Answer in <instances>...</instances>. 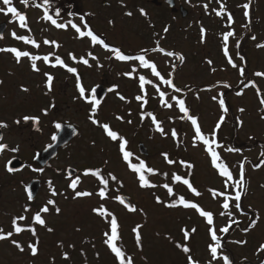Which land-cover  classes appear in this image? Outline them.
<instances>
[{"label": "rangeland", "instance_id": "374dc122", "mask_svg": "<svg viewBox=\"0 0 264 264\" xmlns=\"http://www.w3.org/2000/svg\"><path fill=\"white\" fill-rule=\"evenodd\" d=\"M104 1L107 2L108 8L102 5ZM165 1L134 0L137 5L131 17L125 15L133 8H130V0L77 1L72 8L74 11L70 10L73 12L69 13V17L65 16L62 21L57 22L66 27L57 28L51 22L41 25V56L50 55L51 60L48 64L41 61L37 65L40 71L36 76H33L34 73L29 69L28 61L17 67L8 66L6 69L10 70V73L20 75L32 74L29 80L12 82L11 90H16L17 96L10 100H13L15 105L19 104L21 112L16 116L11 114L9 116L39 117L40 129L35 131L31 120L27 125L18 128L14 125V119H10L8 146L9 149L18 146L19 151L9 150L0 156V227L5 232L11 231L13 218L20 215L27 216L26 220L20 221V226H29L34 213L46 205L47 201L42 197H39L36 203L29 202L25 186L34 179L50 181L51 171H39L38 167L33 168L38 169L37 171H33L29 166L21 172L8 173L6 164L15 157L27 165L33 164L36 154L50 144L55 135L56 123L74 126L80 135L69 145L68 151L59 154L53 162V169L69 167L79 171L83 179L77 190L89 191L93 195L74 198V193L69 188L71 181L59 178L55 180L54 186L61 190L57 203L61 211L56 214L55 208L50 207L49 213L42 214L47 226L54 231L48 232L45 228L36 226L39 255L32 257L29 254L27 245L34 242L35 238L26 231L12 237L24 245V253L15 249L10 241L0 243V264H53V261L54 264H117L104 243V232L109 230V225L105 219L92 211L101 204L117 216L121 235L118 246L133 257L134 264H187L185 254L175 247L176 243H186L199 264H209L211 260L209 245L213 243L210 227H214L221 238L224 236L221 243L225 237L228 238L226 246L233 261L230 254L225 255L229 256L233 264H264V260L263 262L260 260L262 255L259 251L260 246L264 245V166H257L260 165L258 162L262 158L261 153L264 152V105L260 103L261 98H264V77L255 75L256 72H264V48L255 49L256 47L250 43L245 45L243 53L246 54L248 69L244 79L241 78L238 69L228 64L223 52L225 47L223 35L234 30L235 36L230 37L227 44L229 55L235 63L243 64L239 56L237 57L235 43L241 35L245 37L252 32L253 26L246 29L244 27L246 17L242 5L248 1L231 0L229 10L234 14V25L229 27L226 21L213 18V23L205 26L207 34L204 36V42H201L196 20L198 13L204 15L201 8L204 1L180 0L188 11L194 10L192 6L199 10L194 13L195 19L192 23L182 22L174 17ZM252 3L254 7L251 12L252 20L258 21L254 29L261 32L257 43H264V0H252ZM140 9H144L147 15H141ZM83 15L86 16L83 17L86 22L82 18ZM148 16H151V19H148ZM72 24H76L81 30H86L84 25L89 24L95 33L108 39L107 44L120 47L127 54H139L143 48L152 49L156 46L157 40L165 51L182 54L185 59L179 65L178 71L174 69L175 63L181 61L176 56L168 57L152 51L146 56L163 72L162 76L165 79L171 78L174 81L176 87L181 89L180 93L163 85L149 69L140 67L138 71H133L137 66L136 62L122 64L111 60L109 55L111 52L101 45H93L90 40H80ZM165 28H168L166 33ZM44 40L53 43L44 44ZM55 44H59V48H56ZM70 54H74L77 60L88 59L91 67L85 69L84 66L74 65ZM56 56L61 57L69 67H75L77 74L69 73L59 66L51 67L50 64L55 63ZM92 56L97 59L93 60ZM209 60L212 61L211 65L207 62ZM5 61L6 58L2 56L0 71L7 64ZM110 63L113 67L109 66ZM44 73L54 76L51 92L46 88ZM125 73H134L135 78H128ZM250 74L256 88L248 86L242 93L239 89ZM77 75L81 76L80 83L85 87L89 98L91 90L97 85L111 88L108 97L94 114L92 105L77 98ZM140 75L149 78L159 86L160 91L166 93V99L172 103V108L165 107L156 88L149 85L147 90L151 98L147 99V104L142 107V102L135 99L136 96L142 95L138 80ZM20 83L24 84L22 88L26 87L29 91L23 92L19 87ZM224 84L233 87L232 92L226 90ZM238 92L242 94L237 95ZM121 95L125 97L124 100L119 98ZM173 97L185 100L189 114L198 118L202 131L207 136H211L220 118L224 117V122L215 137L222 147L214 148L222 161L228 164L234 180L239 178L242 163L246 168L244 174L246 194L240 201V210L235 208L234 200L228 201L230 207L225 210L222 208L224 196L213 197L210 190L232 196L235 189L232 182L220 176L212 165L206 146L200 141H196V146H193L194 126L184 118ZM221 98L228 107L227 113L219 104ZM11 108L12 105L9 109L13 111ZM241 108L244 109L243 112L240 111ZM44 110H47L48 115L43 114ZM147 113H152L161 122L164 134L157 131ZM142 116L147 118L142 119ZM92 119L98 120L100 124H109L114 131L129 141L128 150L133 153V163L138 164L143 160L156 170L155 175L146 173L150 183L157 185L155 188L145 189L139 186L138 175L133 173L127 162L122 159L119 142L107 137L99 124L92 123ZM233 123H236L238 129L233 127ZM173 129L177 132V137L171 135ZM140 144L147 149V156L139 153ZM230 145L235 149L239 148L238 151H227ZM165 153L177 163L169 165L164 159ZM180 161L191 163L194 167L188 169L179 163ZM88 169L101 170L106 178L108 173H112L123 186L109 178L108 198L101 199L96 193L103 185L99 183L98 178L83 175ZM174 174L189 179L193 187L201 192V196H195L186 185L177 184L173 179ZM164 184L172 187L176 195L170 197L163 187ZM42 191L46 193L47 190ZM181 195L190 202L198 203L203 210L211 211L214 214L213 225H208L205 218L195 209L183 207L170 209L164 204L156 203L155 199L159 196L168 203ZM120 196L129 198L137 211L129 212L119 203L117 197ZM25 206L30 208L27 213L24 212ZM228 212L232 215L229 216ZM257 216L259 219H256ZM233 219L238 221L233 224L237 225L238 230L235 229L232 236L221 233L219 230ZM253 221L255 227H251ZM137 226H143L142 250L135 242L133 229ZM193 227L197 231L185 241L181 230L185 228L190 230ZM236 241L247 243L239 244ZM65 252L70 257L68 260L63 258ZM212 264H223V260H214Z\"/></svg>", "mask_w": 264, "mask_h": 264}, {"label": "snow or ice", "instance_id": "6c2138e0", "mask_svg": "<svg viewBox=\"0 0 264 264\" xmlns=\"http://www.w3.org/2000/svg\"><path fill=\"white\" fill-rule=\"evenodd\" d=\"M22 3L24 4H28L29 0H21ZM3 5L6 6V8L0 7V13H4L5 15L11 14L12 17H15L18 19L19 21V26L24 28L26 27V17L25 15L21 14L16 7L12 6L13 4V0H2ZM251 5H252V0H248L247 3H244L242 5V7L244 8V16L246 17V23L244 25L245 28L250 27L251 22H252V17H251ZM204 8L207 10L208 5L205 4ZM141 15H147L146 11L144 9H140L139 10ZM216 16L218 17H223V16H227V20L229 22V27H231V25L235 22L233 19V15L230 12L226 11V7L225 4L223 3V0H221L220 3V7L219 10H214ZM57 15H59V13H57ZM125 15L131 17L133 15V13L131 11L126 12ZM46 19L50 20L51 23L53 25H55L57 28H63L66 27L63 24L57 23V21L55 19H53L51 16H46ZM111 23V22H110ZM72 28L75 29V31L78 33L80 38H89L91 43L93 45H102L106 50L110 51L111 53L115 54V59L118 61H133V62H139L138 66L142 67L144 69H149L151 74L155 77L159 78V81L163 84V85H167L169 87L172 88V90L174 92H180L181 89H179L178 87H176V85L173 83V80L171 78L169 79H165L164 76L161 75V73L157 70V65L154 62H150L149 59L146 58L147 54L152 51V52H158V53H163V55L168 56V57H172V56H176L177 59L181 62L184 61L185 57L182 54H177L175 52L172 51H165L164 48L160 47V41L157 40L155 42V47L152 49H148V48H143L141 49L139 54H125L120 48L118 47H109V45L107 43H105V40L102 39L100 36H98L97 34L94 33V31L88 27L87 24L84 25V28L86 30H81L80 27H78L76 24H72L71 25ZM168 31V28L164 29V32L166 33ZM206 34V30L202 27L201 28V42H204V36ZM13 38L17 39V40H21L23 41L25 44H30L32 45V47L39 49L40 48V44L37 43V41L34 38H30L28 36H18L16 34V32L12 33ZM235 36V32L234 30H230L227 31L224 35H223V42L225 47L223 48V52L224 55L227 57V62L229 65H231V67L233 68H238L239 74L241 77H244L245 75V69L243 67H238V65L233 61V58L231 55H229V50L227 47L228 41L230 37H234ZM252 40H256V36L253 35L251 37ZM44 44H50L53 42H50L48 40H44L43 41ZM56 48H59V44H55ZM237 48L240 47L239 43H237L236 45ZM258 48H264V43L261 44H257ZM0 52H8V53H12L14 55V58L16 60L17 63H20L22 61L23 58H27L30 60L31 64V69L34 72H39L40 69L37 66V61H43L44 63L48 64L51 60V56L50 55H45V56H40V55H33L30 51H21L15 47H11V48H0ZM89 55H91V53H89ZM70 58L73 61H77V57L74 54H70ZM93 60H96L97 58L95 56H92ZM239 59L241 61L245 60L244 56H239ZM79 63H83L86 66L91 67V65L89 64L88 59H80L79 61H77ZM208 64H212V61L209 60L207 61ZM51 67H61V68H65L69 73L72 74H77V69L75 67H69L65 61L59 57L56 56L55 57V63L54 64H50ZM99 66V65H98ZM133 71H135V69H133ZM44 75L46 76V88L48 90V92L52 91L53 88V80H54V76L50 73H44ZM125 75H131V73H125ZM255 75L257 77H264V72H256ZM139 80V86L141 88V90H144L145 85L146 84H152V81L149 79H146L144 75H140L138 77ZM3 81H0V84H2ZM224 87H229V85L224 84ZM247 86H251L253 88H256V84L255 82H251L250 85H245ZM153 87L156 88L157 92L159 93V96L161 98V100L164 102V106L167 108H172V103H169L166 99V93L163 91H160L159 86L156 84H153ZM77 88H78V99L85 101L86 103L92 105V112L93 114L96 112V110L99 108L101 101L97 98V91L95 88H93L91 90L90 93V98L89 95L86 94V89L83 86L82 83H80V77L77 75ZM23 92H28L29 89L28 88H22L21 89ZM111 91V89H110ZM257 92L259 94V89L257 88ZM242 93L238 92L237 95H241ZM222 95V94H221ZM121 100H124L125 97L124 96H120L119 97ZM135 99L137 101H141L142 102V107L145 106L147 104V93L144 92L143 95H138L135 97ZM172 99L175 100L176 104L179 107V111L181 113L184 114V118H186L187 120H189L191 122V124L194 126V144L193 146H196V141H200L203 143L204 146H206V151L210 154L211 156V163L212 165L215 167V169L218 170V173L220 176L226 178V181H230L232 182V185L235 189L234 195L229 196L226 195L225 193H221V192H216L214 190H210L213 197H217V196H224V203L222 204V208L225 210H228L230 205L229 202L230 200H234L235 201V208L240 210L241 209V204L240 201L242 199V196L246 194V181H245V176H244V165L243 163L240 165V173H239V178L234 180L233 179V173L232 171H230V168L228 166L227 163L223 162L221 159L220 154L215 150V148H220L222 147L221 144H219L216 140V134L220 128V126L223 124L224 122V117L222 116L220 118V121L217 123L216 128L213 130V132L211 133V136H207L203 133L201 125L198 122V118L190 115L189 114V108L186 106L185 104V100L184 99H176L175 97H173ZM213 99H216L215 97H213ZM260 103L262 105H264V98H261ZM219 104L221 106V108L223 109V111L225 113L228 112V107L225 105V101L223 98H221L219 100ZM54 107V105H52ZM241 112L244 111L243 108L240 109ZM44 115H48L47 110H44L43 112ZM147 117L151 118L152 123L155 125L157 131H159L161 134H164V129L161 127V122H159L156 118L155 115H153L152 113H147ZM145 116H142V119L147 118ZM117 119H123L122 117H117ZM24 122H28L29 120L34 121L36 124L40 123L39 117H32V116H25L23 117ZM15 123L17 125H19L21 123V120L17 119L15 121ZM92 123L93 124H99V126L103 129V131L105 132V134L107 135V137H109L112 141H117L118 143V147L120 152L122 153V159L127 162L128 167L130 168V170L138 175V183L139 186L141 188H155L157 185L150 183L149 179L146 176V173H151L153 175L156 174V170H154L153 168L149 167L145 161L140 160L139 163H133L132 162V158H133V153L131 151L128 150V144L129 141L122 137L121 135L118 134L117 131H114L111 126L107 123L104 124H100V122L96 119H92ZM128 123H131V121H128ZM242 125V121L240 122ZM9 125L6 122H0V129H5L8 128ZM57 128H60L61 125L59 123L56 124ZM171 135L173 137H177V132L175 131V129L172 130ZM53 139H55V137H53ZM4 141V136L2 134H0V155H2L5 150H10L13 152H18L19 151V147H15V148H11L9 149V146L6 143H3ZM215 146V148H214ZM227 151L229 152H233V151H237L236 149L233 148H228ZM164 155V159L165 161L169 164V165H173L176 164L177 161L174 159H170L168 154L165 153ZM261 156L264 157V152L261 153ZM179 163H181L182 165H184L186 168L188 169H192L194 166L191 163H185L184 161H180ZM257 166H264V163L257 165ZM33 171H37L38 169H32ZM6 171L8 173H15L16 171H18V169L14 168L13 166H11V162H9L6 165ZM39 171H43L42 169H39ZM84 176H93L98 178L99 183L101 185H103V187H101L98 191V193H96L101 199H107L108 198V184H109V178L111 181H115L117 182L121 187L123 186L122 183L120 181H118V178L112 174V173H108V177L106 178L104 175H102V171L101 170H92V169H88L85 170L83 173ZM173 179L177 182V183H182L183 185H186L187 188L197 197L201 196V192L198 191L195 187H193L192 183L190 182L189 179H184L182 178L180 175H173ZM80 184V178L76 177L75 179L71 180V183L69 184V188L72 189L73 193H74V198H79V197H91L93 195L92 192L89 191H78V185ZM49 187L51 188V181H49ZM163 187L167 190L168 195L171 196H175L176 194L173 191L172 187H169L168 184H164ZM227 187V185H226ZM26 194H27V198L29 201H32L34 199L33 197V191L31 190V188L26 187L25 188ZM52 195L55 196L57 195L56 191L53 189L52 190ZM117 199L119 200V203L124 205V207L129 211V212H136L137 208L132 206L130 203H125V199L123 197H117ZM156 199V203L158 204H164L165 207L167 208H177V207H183L184 209H195L198 214L205 218L206 222L208 225L212 226L214 223V214L211 211H205L203 210V208H201V206L198 203L195 202H190L189 200L185 199L184 196H179L177 199L172 200L168 203H165V201L161 200L159 196L155 197ZM49 205L53 206L55 208V212L56 214H59L61 209L59 207L56 206V201L49 199L46 203L45 206H43L41 209H39V211H37L33 217H32V221L31 224L29 226H20V221H24L27 219L26 215H20L18 217H14L12 220V230L5 232L4 229L2 227H0V242L2 241H10L11 244L15 247V249H17L20 253H24L25 252V247L24 245L18 241V240H14L12 239L13 235H19L23 232H30L31 235L35 238L34 242H30L27 245V250L29 251V254L32 257H36L39 255V237H38V233H37V228L36 226H40L46 229V231L48 232H52L54 231L51 227L47 226L46 223V219L43 218L42 214H46L49 213L50 208ZM30 211V208L25 206L24 207V212L27 213ZM92 211L99 217L105 219L109 225V230L104 232V236H105V240L104 243L106 244V246L109 248V250L111 251L112 254H114V257L117 261V264H134V259L131 255H128L126 253V251L124 249H122V247L118 246V241H120L121 239V235H120V225L118 223V219L117 216L112 213L111 211H109L106 207H104V205H99L97 207H94L92 209ZM142 211V210H141ZM224 213H222L223 215ZM229 216H231V212L227 213ZM256 219H259V217L257 216ZM238 223V221L236 220H231L230 223L221 228L219 231L221 233L227 234L229 232V229L232 227L233 224ZM143 226H137L133 229V232L135 234V242L137 244L138 247L141 248L142 250V232H141V228ZM251 227H255V221L252 222ZM79 231V229H77ZM182 234L184 237V240L187 241L190 239L191 235L194 234L197 229L195 227L191 228L190 230L185 228L182 229ZM210 231V237L211 240L213 241L212 244L209 245V251H210V255H211V260L209 261V264H212V261L217 260V259H222L223 260V264H232V261L230 260L229 256L224 255L223 257L219 256L218 252L219 250L222 248V243H221V237L217 235V230L214 227H210L209 229ZM236 243L239 244H244L247 243V241H236ZM61 247H63V245H60ZM175 247L177 249H179L180 251H182L185 256H186V261L187 264H199V262L193 258V255L191 254L192 249L185 243V244H181V243H176ZM260 252H264V245L260 246L259 249ZM63 258L65 260H68L70 257L68 255V253H63ZM54 264V261H53Z\"/></svg>", "mask_w": 264, "mask_h": 264}, {"label": "flooded vegetation", "instance_id": "af4514ba", "mask_svg": "<svg viewBox=\"0 0 264 264\" xmlns=\"http://www.w3.org/2000/svg\"><path fill=\"white\" fill-rule=\"evenodd\" d=\"M51 1H69V6L73 7L77 1H80V0H29L28 4H24L21 2V0H13V4L12 6L16 7L17 10L25 15L26 17V27L22 28L19 26V21L17 18L15 17H12L11 14H8V15H5L4 13H0V25H4L6 26V30L3 34V36L0 38V48H11V47H15L21 51H30L33 55H40L41 56V33H42V24L44 23H48L47 22V19L45 18L46 16H48V12L51 11L48 6V2H51ZM155 0H153L154 2ZM204 1V5L207 4L208 5V8L207 10L204 8V5H201V8L203 9V12H204V15L202 16L201 14L198 13V18H196L197 20V25H198V31H200L201 33V28L203 27L205 30V26L207 27L208 24H211L213 23V18H216L218 19L219 21H226V23L229 25V22L227 20V16H223V17H218L216 16L215 14V11L214 10H219V7H220V3H221V0H203ZM248 1V0H247ZM230 2L231 0H223V3L225 4V7H226V11L227 12H230L232 13L229 9H230ZM166 3V1H165ZM102 5L104 7H109L107 5V2L104 1L102 3ZM130 11L132 13H135V7H136V3L134 2V0H130ZM167 5V4H166ZM183 6V3L180 2V0H176V6L174 9H171L169 8V12L176 18L180 19V21L182 22H185V21H189V23L195 19V16H194V13L199 11V10H196V6H192V8L194 9L193 11H188V14H187V17L186 18H183V14L181 13L180 11V7ZM0 7H3V8H6L5 5H3L2 3V0H0ZM253 3L251 5V12L253 11ZM77 9L76 8V12H77ZM52 12V11H51ZM233 15V18H234V14L232 13ZM80 17V16H78ZM83 17H86L85 15L82 16ZM252 17V15H251ZM202 18H204L202 20ZM55 20H57L56 18H54ZM84 19V18H83ZM148 19H151V16H148ZM85 21V19H84ZM86 22V21H85ZM258 21L257 20H252L251 22V25L250 27L253 26V28L251 29V35H247V36H243L241 35L237 42L235 43V45H237V43H239L240 47L237 48L235 46V48L237 49L238 51V56H242L245 55L243 53V49L245 47V45L247 43H250L251 45H253V47L255 46L256 48L255 49H262V48H258L256 46V44H261V43H257V39L258 37L260 36L261 32L259 29H254V25L257 24ZM111 25L112 22H111ZM234 25V23L232 24ZM231 25V27H232ZM91 29L93 27H90ZM209 28V27H208ZM246 29V28H245ZM93 30V29H92ZM209 30V29H208ZM13 32H16V34L18 36H28L30 38H34L37 43L40 44V48L39 49H36L34 47H32V45L30 44H25L23 41L21 40H17L15 38H13L12 36V33ZM207 32V30H206ZM95 33V32H94ZM97 34V33H95ZM207 34V33H206ZM205 34V35H206ZM98 36H100L102 39L105 40V42L108 40L105 38V36L103 35H99L97 34ZM255 35L256 36V40H252L251 37ZM80 40H90L88 38H80ZM107 43V42H106ZM109 45V44H108ZM114 45H112L111 47H113ZM114 47H117V46H114ZM5 57L6 58V63L5 66L3 67V70L0 71V81H3L2 84H0V122H6L9 127L8 128H5V129H0V134H2L4 136V141L3 143H6L8 145V142L7 140H9V137H10V119H14V125L16 127H23L24 125H27V122L25 123L23 118H17V117H10L9 115L11 114L16 116V114H19L21 112V109L19 107V104H14L13 100H10L12 98H15V96H17L15 93L17 92L16 90H11V87H12V82H15V81H23V80H29V76H31L32 74H26V75H20V74H16V73H10V70H6L8 68V66H19L20 64L28 61L29 62V69L34 73L33 76H36V73L37 72H34L32 69H31V62L29 59L27 58H23L22 61L20 63H17L15 58H14V55L12 53H8V52H0V58L1 57ZM80 60V59H79ZM77 60V61H79ZM77 61H73L72 63H74V65H84L83 63H79ZM41 61H37V65L40 63ZM249 73V72H248ZM24 74V73H23ZM81 78V76H79ZM253 82L251 80V74L248 75V78H247V84L246 85H250V83ZM24 86V84L22 85L21 83L19 84V87L22 88ZM104 86V85H103ZM108 88V87H106ZM109 90L111 88H108ZM232 87L229 86L227 87L226 90H231ZM247 88L244 87L243 88V92L246 91ZM10 100V101H9ZM8 103H9V106H8ZM12 105V108L11 110L13 109V111H10L9 107ZM18 116V115H17ZM19 119L21 120V123L19 125H17L15 123V121ZM29 122V121H28ZM34 121L32 122V126L34 128V130L36 131L35 127H34ZM57 124V123H56ZM60 124V123H59ZM63 124V123H62ZM65 124V123H64ZM67 124V123H66ZM69 125V124H68ZM55 135L53 137H55L57 135V131H58V128L56 127L55 125ZM51 139V142L49 145H47V147H49L50 145L53 144L54 142V139ZM70 145V144H69ZM69 145L66 146L65 148H62L60 151H59V154L61 152H65V151H68V148H69ZM46 147V148H47ZM45 148V149H46ZM45 149H43L40 153L36 154L34 160H33V164H25V168L24 170H26V168H28L30 166V169H33V168H40L42 169L43 171H47V170H50L52 173L51 175V188L49 187V181H44L42 179H34L32 180L31 182L33 181H39L40 183V188H39V192L37 194V196L35 197L34 200L32 201H29L31 203H36V201L38 200L39 197H42L44 201H48L49 199H52L54 201H56V206H57V203H58V198H59V194L61 195V190L58 189V187H55L54 185L55 184V180H57L58 178L61 179V180H66V181H71L72 179H75L76 177H79L80 178V182L81 180L83 179V177L81 176V174L79 173V171L77 172V175L76 176H73V177H69L68 175V170H69V167H65V168H59V169H53L54 167L52 166L53 165V162L58 158H56L55 160L51 161L45 168H41L35 161L36 157L41 154ZM9 150H5V152L2 154L4 155L5 153H7ZM0 155V156H2ZM59 156V155H58ZM14 159H19L21 160L20 158H12L9 162L13 161ZM8 162V163H9ZM7 163V164H8ZM6 164V165H7ZM30 182V183H31ZM29 183V184H30ZM28 185V184H27ZM27 185L25 186V188L27 187ZM79 187V185H78ZM47 190L46 193H43L42 190ZM55 190L57 195L53 196L52 195V190ZM25 194H26V191H25ZM26 197H27V194H26ZM28 199V198H27ZM50 207H53L51 205H49V208ZM54 208V207H53ZM35 214V213H34ZM47 214V213H46ZM45 215V214H44ZM44 217V216H43Z\"/></svg>", "mask_w": 264, "mask_h": 264}, {"label": "water", "instance_id": "95a60500", "mask_svg": "<svg viewBox=\"0 0 264 264\" xmlns=\"http://www.w3.org/2000/svg\"><path fill=\"white\" fill-rule=\"evenodd\" d=\"M174 1L175 0H168L167 3L171 7H174ZM184 16H186V14H184ZM5 30H6V26L0 25V38L3 36ZM95 89L97 91V98L101 101V104H102L108 94V90L105 89L103 86H97L95 87ZM60 125L61 127L58 128V132H57V135L55 136L53 144L47 147L35 159L36 163L41 168H45L51 161L55 160L58 156L59 150L68 146L79 135V131L74 126L67 125V124H60ZM34 127L37 131L40 129L39 124H36V123H34ZM139 151L144 156L148 155L147 149L145 148L144 145L139 146ZM11 166L18 169V171H16L15 173L21 172L25 168V164L19 159H14L13 161H11ZM76 174L77 172L74 169L70 168L68 170V175L70 177ZM27 187L31 188V190L33 191V197L35 199V197L37 196L39 192V188H40L39 181H33ZM122 197L125 199V203H130V200L128 198L124 196Z\"/></svg>", "mask_w": 264, "mask_h": 264}, {"label": "trees", "instance_id": "16d2710c", "mask_svg": "<svg viewBox=\"0 0 264 264\" xmlns=\"http://www.w3.org/2000/svg\"><path fill=\"white\" fill-rule=\"evenodd\" d=\"M49 3V6L48 8L57 16L59 17L60 19H63V17L67 16L69 17V13L70 12H73L74 10L72 9L73 7H70L69 6V1H51V2H48ZM70 10H73V11H70ZM57 13H59V15H57ZM177 68H179V65H177ZM232 119V118H231ZM233 121L235 120L234 118L232 119ZM233 127L236 129V124L233 123L232 124ZM230 148H233L232 146ZM194 176V175H193ZM246 181V180H245ZM178 184V183H177ZM237 225H233L230 229H229V232L227 233V235H230L232 236L234 233H235V229H237ZM238 230V229H237ZM250 230V228H249ZM233 231V233H232ZM224 236H222L223 238ZM221 238V239H222ZM228 238L225 237L224 240L222 241V248L219 250L218 254L220 255H225V254H230V250L228 249V247L226 246V242H227ZM5 241H2L0 243H4ZM228 244V242H227ZM123 249V248H122ZM262 256H260V260L262 259L261 262H263L264 260V252H260ZM111 254V253H110ZM227 254V255H228ZM113 257H114V254H111ZM231 256V254H230ZM232 257V256H231ZM115 258V257H114ZM232 261H233V257H232ZM233 264V263H232Z\"/></svg>", "mask_w": 264, "mask_h": 264}]
</instances>
